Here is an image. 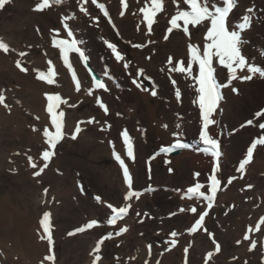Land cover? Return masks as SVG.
Masks as SVG:
<instances>
[{
  "label": "rangeland",
  "instance_id": "rangeland-1",
  "mask_svg": "<svg viewBox=\"0 0 264 264\" xmlns=\"http://www.w3.org/2000/svg\"><path fill=\"white\" fill-rule=\"evenodd\" d=\"M98 2H101V0H98ZM36 3L37 0H10V3L5 5L4 9L0 10V38H3V40L10 46V52L7 54L0 51V94L6 97L5 102L9 105L8 109L0 105V110H3L5 115L6 113L10 114H8L10 118H7L6 116V118L1 117L2 115H0V118L2 119H0V220L3 221V224H6V229L0 225L1 239H7L6 237L11 231L15 236V247H18L19 245L22 247L21 244L25 242V232H23L22 224L26 222L28 225L32 224V229L27 234L36 240V242H44L46 244L45 246L47 248L43 249L44 258L45 256L52 254L55 256L57 264H85V261H88L89 258L87 255L88 248H86L87 246L84 237L86 235H91L94 237L93 243H95L107 236L109 232H113L112 238L104 241L100 251L101 257H103L109 264H128L129 260L128 257H126V254L139 249V246H142L140 244V240L142 239H145V241L147 240L146 243L151 239L157 240V242H153L154 240H152L148 242L147 245L152 244L153 246H156L155 244H159V248L154 247V255H152L150 259L161 261L164 254L169 252V248H167L165 242V239H167L166 236L163 237V235L161 236L160 234H157V231L165 230L166 226L163 224L171 221L173 222L175 219L174 224L176 229L165 231L168 235L174 230L178 231V237L176 238L177 243L175 246L171 247V250H174L178 246L180 247L183 264H189V259L192 264H205L207 258L206 254L209 251L216 254V257L219 255V258L215 257L216 261L212 259V261L209 260L208 264H242V262L244 264H249V262L253 263L257 261V259L258 262L264 264V246L260 243L262 238V242H264V231L261 230L264 225H261L260 230L256 231L255 225H259L262 218L260 215L258 219L253 216L257 215V213L260 214V203H258L257 200L250 202V197L257 192V189L264 190V174H262L263 176H260L252 173L251 178L258 179L259 181L257 186L249 182V184L252 185V187L249 188L247 187L249 184L246 185V181L243 179L237 183V185L244 190V193L241 196L243 204L245 203V205H247L248 210L254 209L252 210L253 217L250 215L253 219H242V217H244L243 214L248 213L249 211L243 210L241 214L239 211L242 209L237 207V202L234 203L233 201L229 204L228 201H224L225 205L223 207H220L217 210L211 208V212L209 213L210 216L208 215L210 219L207 218L203 225V228L208 230L207 232L201 228L198 229L197 232L191 233L189 232V228L194 224L195 220L198 219L200 214H198V211H201V209L198 208L196 213L187 210V212L181 211V209H183V204L186 202L183 199L180 200L182 205H177L179 199H176V202L172 205L171 209L168 206L169 201L172 202L169 199V196L172 188L179 190L186 186V184L190 185L187 187H194L196 183L194 176L196 173H199L201 180L207 185L204 188L208 187L210 181L207 177L211 174V169L201 168L196 164L193 165L195 162L190 159L185 161L186 163L182 166V169H179L174 165L172 170L169 171L171 168L164 167L165 164L163 161L156 163V160H153L155 157L152 158V167L148 169L146 165H141L142 161L138 160L137 155L134 156L135 159L132 160L128 157L126 158L128 159L126 165L129 169L132 168L133 170L131 171L133 176V189L135 192L142 193L139 197L140 200L141 197H146L150 192L149 189L143 187L144 182L142 183L141 180L143 176L148 175L149 173L151 175L154 174V177L157 173L160 175L161 171L165 178L170 176L169 173L174 176L172 179L170 177L167 181L169 185H164V182L159 183V188L156 187L155 189L157 196L154 198H148L150 201L144 199L142 206L141 204L137 205L139 201L133 203L129 210L131 218L133 219V234L128 237H124V233L116 235L118 232L117 228L124 226H127L128 229L130 228L129 225L123 224L126 220L117 221L116 225H107L106 221L111 214V210H109L104 204L111 203L116 207L123 206V197L127 194H124L122 188L125 183L123 170L113 156V144L115 145V150L117 147L122 148L117 149V152L120 150L124 152L126 150V145L123 144L122 137V132L124 130H127V132L130 130L133 137L137 136L136 132H146V135L141 134V136H137L139 147H143L142 151L145 157L144 160H149L154 151L158 150L160 146L170 143L172 140L170 138L172 133H179V131H177L179 127L177 130L175 128L176 131L173 128L175 124L178 126L176 122L180 121V119H184L188 124L191 123L192 128L190 127L186 129L182 135L176 136L179 138L182 136V140L188 141V143H191V141L196 142L199 148H201V144L202 147H204V144L198 137L201 130L199 122L202 114L199 108L198 97H196L199 94L194 91V84L196 82H191V78H188L187 74L184 75V73H174L173 75L171 71L172 68L169 67L168 62L166 63L169 55L173 56L171 57L172 61L175 63L179 62L180 58L175 57L173 53L182 51L187 52V45H184L187 43V38L184 33H181L182 31L179 33V31L177 32L174 30L176 31L175 38L173 37L172 40L160 45L157 47L158 49L150 47H141L140 49L134 45L141 43V39L138 37H130V42H123L121 31L117 30L111 20L109 21L108 17H105L102 12L100 13L101 10L94 5H90V9H88L89 15H85L79 10L78 0H63V4H54L43 12H36L33 10ZM115 4L116 6L112 9V16H115L116 12L119 10L118 4H120V2ZM63 5H66V8L61 7ZM171 5L172 4L167 6V14L163 13L160 20L164 19V21H166V18L170 16L169 13H171L173 9V6ZM143 6H145V2ZM89 16H91V18ZM65 17H69V19L65 21ZM78 19L80 20L77 21ZM130 21V19L126 20L122 25L130 24L131 27L137 25V21ZM64 22L69 24L74 37L80 42L78 43V46L81 47L82 51L85 52V55L88 56V60L91 61L92 65L97 66L99 70L103 72L105 71L107 74L110 73L113 82L114 80L117 81L115 89H111L106 82L107 90L97 88H95L97 90H93L91 88L92 84H94H91V81H93L91 80L92 77L87 68H85L86 66L80 64H85L84 61L79 57V54L72 52V56L69 54V63H72L76 78L78 80L80 79V82H82V80L84 81L86 89H84V93L89 97H81L83 91L75 90V81L72 79V73L67 69V65L64 66L63 54L52 42L54 36L56 39L71 40L70 37L67 36L68 29L63 28ZM166 27H168L166 22H163L161 29L157 30V39L162 36ZM54 29L59 31V35L53 32ZM199 32H201L200 28L195 31L193 30L191 33L193 36H196ZM262 32H264V29H262ZM108 38L115 43H118L120 48L122 47L123 49L134 51V54L131 55L133 56L134 61L130 60L131 68H128L130 72L125 71L123 67L114 64L112 59L114 56L104 42ZM245 46L247 53L249 52L251 55H256L255 50H252L251 46H248V44ZM20 51L27 52V56L20 57L18 55ZM17 59H20L22 65L28 67L30 72H21L15 65ZM48 61H51V64H49ZM111 61H113L114 65H111ZM183 61L186 64L188 62L186 59ZM176 64L179 66L178 63ZM138 66H140V68ZM49 68L57 73V75L53 77V79H56L55 81H57V85L56 83L55 85L53 84L50 87V92L48 94H59L62 100L67 101V104L61 103L57 109V112H67L63 117V125H66H64L63 130L67 135H65V138L57 144V147L54 150L55 155L51 158L48 168L41 174L42 177H34L33 172L35 170L30 166L28 157L32 156L33 161L37 166H42V153L49 148L43 132L45 129H51V131L54 132L55 129L52 124L50 125L53 128L49 125V122H45L43 119L44 117L42 118L43 114L47 112L46 109L48 103L44 92L42 91L43 103L41 102L42 104L40 103L41 105H39V102L36 100L38 97H32L27 91L29 90V87L24 84L26 82L24 79H33V83L34 81L36 82V80L43 83V81L37 78L38 73L39 71H44L45 74H47ZM138 69L143 70V75L139 74L140 71ZM169 70L171 72H169ZM195 70L198 71L197 68ZM137 73L140 76H138ZM193 74L195 75L197 73L195 72ZM134 78L137 82L141 79L146 80L148 78L147 81L142 82V87L148 85L153 86L154 82L156 83L157 81H160L159 83L163 87L162 91L155 97L151 95L150 102L158 103L155 108V116L157 119H163L167 122V126L169 124L170 126L172 125V130L170 132L159 134L157 127L151 129V123L149 122L150 116H148V114L141 118L140 121L142 122L139 125L131 118H128L126 105L138 100L140 98L138 95L141 94L136 91H141L140 88L135 87L136 85L131 82ZM171 79L176 82V85L172 84ZM252 81L253 80H251V82ZM69 82H71L72 85ZM253 84L262 87L257 91V94H255L252 89L250 90L249 85L252 86ZM197 86L198 85H196V88ZM87 88L90 89L88 90ZM148 89L150 90L151 88ZM175 89H179L181 92L182 96L179 99L175 96ZM236 89H238V94L233 90L225 93V99L232 107L231 109H233L232 111L226 110V125H228L227 130L230 133L228 136L230 138L228 140V150L230 151V166L233 170L235 169V163L237 160L234 153L237 151L235 154L242 155L245 152L252 140L251 138L258 132L257 130L259 126L257 125L263 120H259L257 124L254 125L255 128L244 127L246 126L245 124L247 121L252 119L249 117L257 114L262 110L261 108H264V80L249 84H239ZM75 92L78 93L76 94ZM89 92H92V94H89ZM79 93L82 95L79 96ZM194 100L196 101L195 103L193 102ZM101 102L107 107V112L100 107ZM143 104H145V102H143ZM63 108L64 110H62ZM39 110H43V114L42 111L40 112ZM50 116L51 115L49 114L48 117L51 122ZM14 117L16 118V121ZM93 118L94 122L89 123L88 121ZM5 119H8V121H5ZM78 123L79 126H81L84 135L80 136V133H78V137L73 140L71 139V135ZM186 123L183 124L185 125ZM26 124L29 125L27 126ZM30 125L33 126L31 127ZM242 128L244 130L239 132L238 130ZM35 130L39 133H36ZM37 134L39 136H37ZM130 136L131 135H129V137ZM131 137L130 139H132ZM142 137H145V139ZM165 138H170L169 142L165 141ZM136 146L137 144L134 146L135 149ZM195 155L205 156L206 153H195ZM138 165L140 167L135 169V166ZM103 172L109 178L107 182L103 181ZM120 182L121 185H119ZM147 183L154 185L156 184V179H152V182L148 180ZM124 186H127V184H124ZM44 189H48L46 195ZM40 193L43 195L41 197L42 206L40 205V207H38ZM97 196L101 198L100 201H102L103 206H105L106 209L101 205H97L98 201L95 199ZM164 198L168 201L164 202ZM46 199L49 200V204L47 205L45 204ZM216 204L217 202L215 205ZM50 206L52 207L50 208ZM42 207L45 208L40 211L39 208ZM45 211L51 213V230L53 235V244L51 246L46 239L41 240L39 238L40 235L44 234L39 221L42 219ZM93 213L96 215L95 218H93ZM137 213H140V215H137ZM19 215H21V217ZM22 217L26 219L24 220ZM190 217L192 218V221H189L188 218ZM93 219L98 221L97 226L93 229L72 236L68 235L70 231H74L77 227H81ZM249 227L253 229L251 233L247 232ZM226 232L230 235L226 236ZM209 233L212 235L210 236ZM239 233H243V236L247 234L250 239L245 241L243 240V236L238 238L237 234ZM213 238L221 246V251L219 253H216L214 250V244L212 243ZM238 240L241 241L239 244L236 243ZM29 241L30 239H27L26 237V242ZM197 241H202V243H205L204 245H206V247L209 246L210 249L206 252L205 250L202 252L196 248L198 245ZM105 242L108 246H105ZM252 242L256 243L255 249H251ZM185 248H188L186 257L183 256ZM240 248H245V250L251 249V254L248 253L247 256H242L239 252H236V250ZM15 252L16 257H14V263L23 264V260L20 259L21 257L19 258L21 254L17 252L16 249ZM159 255L160 257H158Z\"/></svg>",
  "mask_w": 264,
  "mask_h": 264
},
{
  "label": "bare ground",
  "instance_id": "bare-ground-1",
  "mask_svg": "<svg viewBox=\"0 0 264 264\" xmlns=\"http://www.w3.org/2000/svg\"><path fill=\"white\" fill-rule=\"evenodd\" d=\"M64 1H67V0H64ZM77 2V1H76ZM117 2H120V4H118V6H119V10L116 12V14H115V16L113 15L112 16V9H113V7L114 6H116V4L115 3H117ZM125 2L128 4V8L127 9H125V8H123V4L121 3V0H101V2H98V0H97V3H103L104 5H105V8L107 9V11H108V13H109V17H110V20H111V22L113 23V25H115V27L117 28V30H120L121 31V38H122V40H123V42H130L129 41V38L130 37H138L139 39H141L142 40V42L141 43H137V44H143V45H145L144 47H150V48H156V49H158L157 47H159L160 45H163V44H165V43H167L169 40H172V38L175 36V32L177 31H179V33L182 31V27H183V23L182 22H180L181 23V29H173V31L174 30H176V31H174V32H171V33H167V28L168 27H171V25H170V23H169V21H170V18H171V16L172 15H174L175 14V12H176V9H177V3H173V0H162V3H163V11H161V12H159V13H157V16H156V22L153 24V29H152V31H151V33H149L148 31H147V24H146V21H144L143 20V14L142 13H139L138 12V9L140 8V7H143V4H144V2H145V0H125ZM66 3V2H65ZM178 3L180 4V8H181V10H189L188 9V6L186 5V4H183V3H180V0H178ZM61 4H63V3H61ZM61 4H58V5H61ZM170 4H172L171 6H173V9H172V12L171 13H169L170 14V16L169 17H167L166 19V21H164V19H161L160 20V17H161V15L164 13V14H167V6L168 5H170ZM90 5H94V4H92L91 3V0H88V3L85 5V7L87 8V9H90ZM94 6H96V5H94ZM60 7V6H59ZM61 7H65L66 8V5H63V6H61ZM72 8V7H71ZM248 8H251V9H253V11L250 13V15H251V17H252V20H251V26H250V28L249 29H247L244 33H243V44H242V53L246 56V58L251 62V63H254L256 66H259V67H264V32H262V29H264V0H239V3H238V7L236 8V9H234V11H233V13L232 14H230V20H229V22L231 23V24H233V25H236V24H239V23H241L242 21H241V19H240V17L242 16V15H244V14H249V13H246V9H248ZM89 11V10H88ZM116 11V10H115ZM121 11H123L124 12V15L123 16H121L120 15V13H121ZM91 12H92V10H91ZM90 12V13H91ZM94 12V11H93ZM102 11H100V13H101ZM103 13V12H102ZM89 15V14H88ZM92 16V15H91ZM91 16H89L90 18H91ZM95 16V15H94ZM79 17V16H78ZM88 17V16H87ZM109 17H108V19H109ZM114 17V18H113ZM128 19H130L131 21L132 20H135V21H137V25L134 27H131V25L130 24H128V25H122L123 24V22H125L126 20H128ZM80 19H78L77 21H79ZM130 21V22H131ZM75 22V21H74ZM83 22V21H82ZM81 22V23H82ZM165 23L166 22V25L168 26V27H166V29H165V31L162 33V36L161 37H159L158 39H157V37H158V34H157V30H159V29H161V25H162V23ZM79 23V22H78ZM133 23V22H132ZM80 24V23H79ZM83 25V24H82ZM189 27V33H190V37H189V35L188 34H185V36H186V44H184V45H187L186 47H188V44L189 43H194V44H197V45H199L200 46V48H201V50L203 49V45H204V40H203V37H204V35H205V28L203 27V25H198V26H192V25H189L188 26ZM201 29V32H199L196 36H193V34L191 33V32H193V30L195 31L196 29ZM260 30V31H259ZM181 33H183V31L181 32ZM165 35H168V39L167 40H165L164 39V36ZM184 37V36H183ZM161 38V39H160ZM175 38V37H174ZM71 39V38H70ZM109 39V38H108ZM106 40V41H108V42H110V43H115L114 41H112V40ZM131 40H133V39H131ZM41 43V42H40ZM116 45H117V47H118V50L119 51H121V54L125 57V59L123 60V61H116V59H115V57L114 58H112L113 59V61H114V64H116L117 66H120V67H123V65L125 64V63H127L129 66L127 67V68H125V67H123L124 68V70L125 71H129V67H130V60H133V56H131V55H133L134 54V51H130V50H127V49H123L122 47V50H121V48H120V46H119V44L118 43H115ZM129 44V43H128ZM246 44H248V46H251V48H252V50H255V52H256V55H251L249 52V54L246 52L247 50L245 49V45ZM175 47H176V45H175ZM141 49V48H140ZM155 49V50H156ZM143 50V49H142ZM111 51V50H110ZM133 52V53H132ZM62 53V52H61ZM71 56L73 55L72 54V52H70L69 53ZM78 54V53H77ZM174 55H175V57H178V58H180L179 59V61H183L184 59H186L187 61H189L190 60V54L188 53V50H187V52H185V51H182V52H178V53H173ZM5 55V54H4ZM155 55V54H154ZM114 56V55H113ZM45 57V56H44ZM136 57V56H135ZM169 57H173V56H171V55H169ZM169 57H167V60H166V63L168 62V58ZM72 58V57H71ZM70 58V59H71ZM83 60V59H82ZM173 60H174V58H173ZM70 61V60H69ZM113 61H111V65L113 64ZM134 61V60H133ZM149 62V61H148ZM89 63V67H93V70L99 75V80H101L102 82H104L105 84H106V82L108 83V85H109V87L111 88V89H115L116 88V84H117V81H115L114 80V82L112 81L113 79H112V77H111V74H110V76H109V74H107V73H105V71L103 72V71H101V70H99L98 69V67L97 66H93L92 65V63H91V61H89L88 60V62H87V64ZM176 63H178V62H176ZM174 61H173V63L171 64V65H169V67H171L172 69H174V68H177V67H179L177 64H176ZM188 63V62H187ZM70 64L72 65V63L70 62ZM82 66L83 65H85V64H83V63H80ZM95 64V63H94ZM113 64V65H114ZM164 64V63H163ZM179 64V63H178ZM33 65V64H32ZM80 65V66H81ZM149 65V64H148ZM151 65H152V63H151ZM187 64L185 63V68H187V66H186ZM36 66V65H35ZM64 66H66V65H64ZM88 66V65H87ZM85 67V68H87V70H88V72H89V68L88 67ZM150 66V65H149ZM139 68H140V66H138ZM167 67V66H166ZM165 67V68H166ZM213 67L216 69V71H215V73H214V75H215V77L217 78V80H218V82H220V83H225L226 82V80H227V78H228V73H227V69H225V68H223V66H218V61L217 60H215L214 59V61H213ZM82 68V67H81ZM131 68V67H130ZM142 68V67H141ZM146 68V67H145ZM162 68V67H161ZM198 69V65H193V73H197V74H193V77H198V74H199V72L198 71H196L195 69ZM67 69H68V67H67ZM72 69H74L73 67H72ZM170 69V68H169ZM33 70V69H32ZM35 70V69H34ZM109 70V69H108ZM139 71H140V69H138ZM143 70H144V67H143ZM109 71H111V70H109ZM124 71V72H125ZM151 71V70H150ZM172 71V74L174 75V73H180V72H177V71H173V70H171ZM170 70H169V72H171ZM30 72V71H29ZM130 72V71H129ZM145 72H146V70H145ZM28 73V72H27ZM90 73V72H89ZM88 73V74H89ZM116 73V72H115ZM114 73V74H115ZM144 73V72H143ZM138 74V73H137ZM150 74V73H149ZM185 74H187L186 72L184 73V75ZM248 73H247V71H246V69L245 70H243V71H240V70H238V72H237V75H238V77L239 76H242V75H247ZM24 75H26V74H24ZM90 75H91V77L93 78V76H92V73H90ZM132 75V74H131ZM172 75V76H173ZM138 76H140L139 74H138ZM170 76V75H169ZM25 77V76H24ZM37 77V76H36ZM133 77V76H132ZM149 77V76H148ZM177 77H178V75H177ZM26 78V77H25ZM30 78V77H29ZM81 78V77H80ZM85 78V77H84ZM158 78V77H157ZM68 79V78H67ZM135 79V78H134ZM155 79H156V77H155ZM26 82L24 83L27 87H29L28 89L29 90H27L28 92H29V94L32 96V97H38V98H36V100L39 102L38 104L39 105H41L42 103H43V100H42V91L44 92V94H45V97H46V94H48L49 92H50V87L54 84L55 85V83L57 82V81H55L56 79H54V83L53 84H48L46 81L44 82L43 81V83L42 82H40V81H38V80H36V82L34 81V83H33V79L32 80H29V79H24ZM69 80V79H68ZM71 80V79H70ZM91 80H93V79H91ZM118 80V79H117ZM148 80V78L145 80V79H141V80H139L138 81V83H140L141 85H143V81H147ZM151 80V79H150ZM170 80V79H169ZM172 81H173V79H171ZM191 80V82L193 81V83H195L196 81L193 79V78H191L190 79ZM251 80H253L252 82H259L260 80L261 81H263L264 80V77H261V76H259V74H255V75H253L252 76V79H250V80H241V79H235V80H232V83H231V85L230 86H227V87H223L222 89H221V95H222V99L218 102V105H217V108H216V110H215V112L213 113V116H212V119H214L215 121H216V123L214 124V125H211L210 127H209V132H210V134L213 136V138H218L219 140H220V143H221V152H222V155H221V158H220V169L221 170H219L217 173H216V175H217V178L218 179H220L221 180V185H220V187L218 188V190H217V194H216V197H215V199L213 200V202H212V207L211 208H213V209H215V210H217L218 208H220V207H223L224 205H225V202L224 201H228L229 202V204L231 203V202H233L234 201V203H236V204H238L237 205V207L239 208V209H242L241 211H239L241 214H242V211L244 210H248V208H247V205H245V203L243 204V201L241 200V196L243 195V193H244V190H242V188L240 187V186H238L237 185V183H239L242 179L244 180V181H246V185L247 184H249V182L251 183V184H255L256 186L259 184V181H258V179H254V178H251V175H252V173L253 174H257V175H260V176H263L262 174H264V145H257V148L256 149H254V151H253V159H252V161L248 164V165H246V167H245V171L243 172V173H241V172H239V171H237V168H238V165H239V162L242 160V159H244L245 158V156H246V152H247V149L245 150V152L241 155H239V154H235L234 153V156H235V158L237 157V160H236V163H235V169L233 170L232 169V167L230 166L231 165V160H230V151L228 150L229 149V147H228V140L230 139L228 136H229V132H228V130H227V126L228 125H226L227 124V112H226V110H233V109H231L232 107L228 104V101L225 99V93H227V92H230V91H232L233 90V88H237V85H239V84H249V83H252L251 82ZM79 81H81L80 79H79ZM189 81V80H188ZM187 81V82H188ZM132 82V81H131ZM160 82V81H159ZM158 81L155 83L154 82V84H153V86H146V87H148V88H151L150 90H149V92H147V91H142L141 89V91H139V90H136V91H138V93H141L140 95H138V96H140V98H141V100H140V98L138 99V100H136V101H134V102H132V103H130V104H128V105H126L127 107V116H128V118H131L132 120H134L135 122H137L138 123V125L142 122V121H140L141 120V118L144 116V115H146V114H148V116H150V119H149V122L151 123L150 124V128L151 129H153L154 127H157V130H158V133L160 134V133H165V132H170L171 130H172V125L170 126V124L165 128L164 127V125H167V122H165L163 119H157L156 118V116H155V108H156V105H158V103H151L150 102V97H151V91L152 90H155V91H157V95H159L160 93H161V91H162V86H161V84L159 83ZM70 84H71V82H69ZM92 83H94V81H91V84ZM146 83V82H145ZM144 83V84H145ZM37 84V85H36ZM80 84H81V88H80V90H82L83 91V95L82 94H80L79 96H81V97H83L84 96V98H86V97H89V96H87V94H85L84 93V89H85V84H84V81L82 80V82H80ZM171 84V83H170ZM169 84V85H170ZM56 85H57V83H56ZM68 85V84H67ZM72 85V84H71ZM74 85V84H73ZM107 85V84H106ZM176 85V84H175ZM174 85V86H175ZM195 85V87H196V85H198L197 83H195L194 84ZM62 86V85H61ZM24 87V86H23ZM59 87V86H58ZM74 87V86H73ZM89 87V86H88ZM136 87V86H135ZM248 87V86H247ZM249 87H250V90L252 89V91L255 93V94H257V91L259 90V89H261L262 87H259V86H256V84L254 85H249ZM93 90H97V89H95V84H92V87H91ZM134 88V87H133ZM174 88V87H173ZM197 88H198V86H197ZM27 89V88H26ZM70 89H71V87H70ZM88 89V88H87ZM90 89V88H89ZM88 89V90H89ZM91 89V90H92ZM135 89V88H134ZM133 89V90H134ZM17 90V89H16ZM76 90V89H75ZM86 90V89H85ZM90 90V91H91ZM92 90V91H93ZM176 90V89H175ZM190 90H191V88H190ZM9 91V90H8ZM24 91H26V90H24ZM187 91V90H186ZM122 92V91H121ZM135 92V91H134ZM182 92H184V91H182ZM76 93V92H75ZM78 93V92H77ZM76 93V94H77ZM191 93V92H190ZM24 94V93H23ZM25 94H26V92H25ZM24 94V95H25ZM91 94H92V92H91ZM6 95V94H5ZM39 95H40V97H39ZM136 95V94H135ZM162 95V94H161ZM193 95V94H192ZM182 96V95H181ZM17 97V96H16ZM21 97V96H20ZM23 97V96H22ZM159 97V96H158ZM157 97V98H158ZM196 97H198V96H196ZM8 98V97H7ZM27 98V97H26ZM160 98V97H159ZM40 99V100H39ZM87 99H89V98H87ZM47 100V99H46ZM184 100V99H183ZM145 102V104H143V102ZM157 101V100H156ZM161 101V100H160ZM42 102V103H41ZM41 103V104H40ZM160 103V102H159ZM174 103V102H173ZM184 103V102H183ZM198 104V103H197ZM45 105V104H44ZM145 105H146V107H145ZM160 105V104H159ZM195 105V104H194ZM26 107V106H25ZM63 107V106H62ZM145 107V108H144ZM44 108V107H43ZM20 109V108H19ZM26 109V108H25ZM46 109V108H45ZM261 109H263V108H261ZM36 110V109H35ZM44 110V109H43ZM43 110H41L42 111V114H43ZM47 110V109H46ZM45 110V111H46ZM62 110H64V108L62 109ZM37 111V110H36ZM35 111V112H36ZM40 111V110H39ZM38 111V112H39ZM40 111V112H41ZM28 112V111H27ZM34 112V113H35ZM229 112V111H228ZM18 113V112H17ZM47 113V114H46ZM45 114H43V116H42V118L45 120V122L47 123V122H49V125L51 124V122L49 121L50 119H49V113L48 112H46ZM65 113H67V112H65ZM230 113V112H229ZM228 113V114H229ZM258 113H261V110H260V112H258ZM262 113H264V112H262ZM9 113H6V115H5V112H3V110L1 111L0 110V115H2L1 117H9V115H8ZM35 114H37V113H35ZM8 115V116H7ZM16 115V114H15ZM20 115V114H19ZM33 115V114H32ZM39 115V114H38ZM17 116V115H16ZM37 116V115H36ZM41 116V115H40ZM47 118H46V117ZM239 116V115H238ZM5 117V118H6ZM12 117V116H11ZM51 117V116H50ZM92 117V116H91ZM10 118V117H9ZM15 118V117H14ZM18 118H19V116H18ZM162 118V117H161ZM249 118H252V119H250V120H252L253 121V123L252 124H248V123H246L245 125L246 126H244V127H254V125H256L257 124V122L259 121V120H261V119H263L260 123H259V125L260 124H262V123H264V115H259V116H257L256 114H254L252 117H249ZM1 119V118H0ZM197 119H198V117H197ZM237 119V118H236ZM240 119V118H239ZM2 120V119H1ZM5 121H8V119H5ZM15 121H16V118H15ZM24 121H26V120H24ZM42 121V120H41ZM66 121V120H65ZM249 121V120H248ZM247 121V122H248ZM13 122V121H12ZM188 122H190V121H188ZM241 122V121H240ZM73 123V122H72ZM75 123V122H74ZM177 124H178V126L175 124V126H174V130H175V128H176V130H177V128L179 127V129L177 130V131H179V133H177L178 135H182L183 133H184V131H186V129H188V128H192V124L191 123H186V121L184 120V119H180V121H178V122H176ZM183 123H186L185 125L183 124ZM1 124V123H0ZM21 124V123H20ZM23 124V123H22ZM25 124V123H24ZM67 124V123H66ZM70 124H71V122H70ZM27 125V124H26ZM29 125V124H28ZM27 125V126H28ZM48 125V124H47ZM65 125V124H64ZM199 125H200V128L202 129V125H203V118H202V115L200 116V122H199ZM248 125H250V126H248ZM259 125H257V126H259ZM20 126V125H19ZM31 126V125H30ZM29 126V127H30ZM33 126V125H32ZM31 126V127H32ZM39 126V125H38ZM51 126V125H50ZM53 126V125H52ZM51 126V127H52ZM66 126V125H65ZM12 127V126H11ZM13 127H14V125H13ZM17 127V126H16ZM40 127V126H39ZM44 127V126H43ZM45 127H46V124H45ZM50 127V128H51ZM69 127H70V125H69ZM68 127V128H69ZM159 127V128H158ZM242 127V126H241ZM243 127V128H244ZM53 128V127H52ZM80 128H81V126H80ZM239 129L238 131L239 132H241L242 130H244V129ZM255 128V127H254ZM14 129V128H13ZM38 129H40V128H38ZM38 129H36V130H38ZM71 129H73V128H71ZM75 129V128H74ZM35 130V131H36ZM50 131H51V129H49ZM52 130H54V129H52ZM66 130V129H65ZM68 130V129H67ZM143 130V129H142ZM175 130V131H176ZM20 131V130H19ZM258 132L256 133V134H254V136L251 138L252 140H251V142H250V144H249V146L248 147H250L251 146V143H253V142H255L256 140H258V139H260V138H262V137H264V129H262V128H260V127H258V130H257ZM23 132V131H22ZM38 131H36V133H37ZM73 132H74V130H73ZM174 132V131H173ZM34 133V132H33ZM39 133V132H38ZM80 133V136H83L84 135V132H82V128H81V131L79 132ZM146 132H144V131H142V132H136V135L139 137V135L141 136V134L142 135H146L145 134ZM172 133V132H171ZM176 133H172V136L170 137L172 140L170 141V143H167V144H165V145H162L163 147H168V146H170V145H173V144H175V142H178V141H182V136L179 138V137H177L176 135H174V134H176ZM128 134L129 135H131L130 137L132 138L131 139V141H132V144H133V155L134 156H136L137 155V158H138V160H141L142 161V163H141V165L142 166H145L146 165V167L149 169V168H151L152 167V158L153 157H155L153 160H156V163L157 162H160V161H163V163L165 164V166L164 167H166V168H171V170H172V167L175 165L176 167H178L179 169H182V166L186 163L185 161H188V160H192L193 162H195V163H193V165L194 164H196V165H198L199 167H201V168H208V169H212V167H213V164H214V158H212L209 154H206L205 156H201V155H195V153H205L204 152V148H205V145H204V147H202V144H201V148H199V146H198V144L196 143V142H192L191 141V143H188L187 145H189V147H187L186 149L187 150H178V149H175L174 151H171V152H169V153H161L159 150H160V148L162 147V146H160L159 148H158V150H156V151H154V153H153V155L151 156V158L149 159V160H144L145 159V157H144V154H143V151H142V149H143V147L141 148V147H139V144H138V137L137 136H134L133 137V135L131 134V132H130V130H129V132H128ZM134 134V133H133ZM34 135V134H33ZM65 135H67V134H65ZM35 136V135H34ZM37 136H39L38 134H37ZM160 136V135H159ZM36 137V136H35ZM78 137V136H77ZM168 137V136H167ZM198 137H199V135H198ZM39 138V137H38ZM43 138V137H42ZM143 139H145V137H142ZM169 138V139H170ZM166 140L165 141H168L169 142V139H167V138H165ZM35 143V142H34ZM135 144H137V146H136V149H135ZM37 146V145H36ZM198 148H199V150H201V151H199L198 150ZM39 149V148H38ZM117 149H122L121 147H117L116 148V151H117ZM125 149H126V147H125ZM118 152H121L120 154H121V157H122V159H124L125 160V164H126V161L128 160V159H126V158H128L127 157V154H126V150L123 152L122 150H120V151H118ZM239 153V152H238ZM241 153V152H240ZM29 155V154H28ZM32 157V156H31ZM188 158V159H187ZM129 159H131L132 160V158H129ZM151 160V161H150ZM191 161V162H192ZM154 163V162H153ZM156 165V164H155ZM162 166V165H161ZM132 167V166H131ZM140 166L138 165V166H135V169H138ZM121 168V167H120ZM131 169V170H130ZM129 170V172H130V174L132 175V172L131 171H133L132 170V168H130ZM135 171V170H134ZM149 172V171H148ZM173 173V172H172ZM103 174H104V172H103ZM102 174V175H103ZM166 174H167V172H166ZM154 175V174H153ZM153 175H151V174H149L148 173V175H145V176H143L142 177V183L144 182V188L145 189H149L150 190V192H149V194L146 196V197H141V200L140 199H136L135 197L131 200V201H125V200H123V206H124V204H126V203H128V204H131V207H132V205H133V203H135V202H137V201H139L138 202V204L137 205H139V204H141V206L143 205V200L144 199H146V200H148V201H150L148 198H154V197H156L157 196V193H155V189H156V187L157 188H159L158 186H159V183H162V182H164L163 184L164 185H169L168 184V180L170 179V177H171V179L173 178V174H171V173H169V175L170 176H168V178L166 177H163V174H162V171L160 172V175L157 173V175H155L154 177H153ZM42 177V176H41ZM133 177V176H132ZM233 177H236L235 179H232ZM194 178H195V180H196V183H200V184H202V185H204V187L205 186H207L206 184H205V182L204 181H202L201 180V177H200V175L199 176H197L196 174H195V176H194ZM108 176L106 175V174H104V176H103V181L105 182H107L108 181ZM152 179H156V184H148L147 182H148V180H150V182H152ZM230 179H232V183L231 184H229V183H227V181L228 180H230ZM124 182H125V180H124ZM195 183V184H196ZM110 184V183H109ZM125 185H126V182L124 183ZM124 184H123V186H122V188H123V190H124V194L125 193H127V191H128V188H127V186H124ZM209 184H210V182H209ZM119 185H121V182H120V184ZM109 186V185H108ZM187 186H190L189 184H186V186H184L182 189H179V190H175V189H173L172 188V191H171V193H170V196H169V199L172 201V202H170L169 201V207L172 209V205L176 202V199H179L178 201H177V205H182V202L180 201V200H185L186 202L183 204V209H184V211H189V212H191L189 209L191 208V207H196L197 209L198 208H200L201 209V211H198V214L199 213H201L202 212V210H207L208 211V213H210L211 212V209H208L207 208V201L206 200H204L202 197H196V196H191V194H189L188 193V191H187V189L189 188V187H187ZM202 188L201 189V191L202 192H205V194L206 195H208V194H210V189H209V185H208V187H206V188ZM133 191H135L134 189H132ZM158 191V190H157ZM156 191V192H157ZM43 193V192H42ZM42 193H40V195H39V203H38V201H37V203L39 204V206L38 207H40V205H41V202H42ZM145 193V192H144ZM141 195H142V193H140ZM190 196H191V198H190ZM124 197H125V195H124ZM123 197V198H124ZM244 197V196H243ZM48 198V197H47ZM55 198V197H54ZM52 199V198H51ZM54 200V199H53ZM164 200V202H167L168 200L167 199H163ZM255 200H257L258 201V203H260V208H259V213L260 214H258L257 213V215H253V213H252V210H254V209H252V210H248L247 212L248 213H245V214H243V216L244 217H242V219H244V220H249V219H253L252 217L253 216H255V218L256 219H258L259 218V215L261 216V218H264V190H259V189H257V192L256 193H254L251 197H250V202H254ZM217 202V204L215 205V203ZM4 203V202H3ZM45 204L47 205V204H49V200L48 199H46V202H45ZM52 204V203H51ZM45 205V206H46ZM97 205H101L102 207H104L105 208V206H107L108 205V203L107 204H104L105 206H103V203H102V201H98L97 202ZM255 205V204H254ZM42 206V205H41ZM49 206V205H48ZM167 206V205H166ZM229 206V205H228ZM259 206V205H258ZM52 206H50V208H51ZM101 207V208H102ZM45 207H42V208H39V210L41 211V210H43ZM106 209V208H105ZM235 209H237V208H235ZM234 209V210H235ZM52 210V209H51ZM102 210H104V209H102ZM110 210V209H109ZM130 210V209H129ZM238 210V209H237ZM10 211V210H9ZM14 211V210H13ZM53 211V210H52ZM186 211V212H187ZM111 212V211H110ZM186 212H184V213H186ZM112 214V213H111ZM110 214V215H111ZM93 215H94V213H93ZM209 215V214H208ZM252 217H251V216ZM17 216V215H16ZM20 217H21V215H19ZM23 216V215H22ZM210 216V215H209ZM96 217V215H94V217L93 218H95ZM110 217V216H109ZM23 218V217H22ZM207 218H209L208 216L207 217H205V221H206V219ZM24 220L26 219V218H23ZM189 219V221H192V218L190 217V218H188ZM210 219V218H209ZM7 220H9V219H7ZM12 220V219H11ZM126 220V221H125ZM13 221V220H12ZM118 221H125V222H123V224H126V225H129L130 226V228L128 229V231L126 232V233H124V237H128L129 235H131V234H133V232H134V230H133V219L131 218V214H130V211H129V213H128V215L126 216V217H124L122 220H118ZM257 221V220H256ZM0 225L4 228V229H6V224H3L2 222L3 221H1L0 220ZM19 222V221H18ZM174 222H175V219H174V221L172 222H167V223H165V224H163V225H165L166 226V231H169V230H172V229H176V226H175V224H174ZM8 223L10 224V222L8 221ZM16 223V222H15ZM107 223V222H106ZM12 224V223H11ZM18 224V223H17ZM31 225L32 224H30V225H28L26 222L24 223V224H22V228H23V232H25V234H24V238H25V242L23 243V244H21L22 245V247L19 245L18 247H15V244H16V242H15V236L13 235V233L10 231V233H9V235H7V239L10 241H8L7 239H1V237H0V264H18V263H14V257H16V255H17V253L15 252V249H16V251L17 252H19L20 254H21V256H19V258L21 259V260H23V264H28V261H29V264H42V262H43V264H57V260H55L54 259V261H45V260H43L44 259V255H43V249H46L47 247L45 246L46 244L44 243V242H42V243H38V241L36 242V240H34L33 238H31L27 233H29L30 232V230L32 229V227H31ZM108 225V224H107ZM116 225V224H115ZM13 226H14V223H13ZM109 226V225H108ZM256 226V225H255ZM256 228V227H255ZM8 229V228H7ZM109 229V228H108ZM118 229V231H119V229L120 228H117ZM165 230H158L157 231V234H160L161 236L163 235V237H165L166 236V238L167 239H165V242H166V244H167V248H169L170 250H171V247H172V245L170 244V241L172 240V239H176L177 237H178V235L176 236V237H171V235L169 234H167L166 233V231ZM261 230H263L264 231V226H263V228L261 229ZM27 231V232H26ZM175 232H177L178 233V231L177 230H174ZM202 231V230H201ZM237 231V230H236ZM257 231V230H256ZM8 233V232H7ZM107 233V232H106ZM113 233V232H112ZM256 233V232H255ZM86 235V234H85ZM121 235V234H120ZM227 235H230V234H228V232H226V236ZM241 235V236H240ZM4 236V235H3ZM243 236V233H239V234H237V237L238 238H241ZM26 237H27V239H30V241L29 242H26ZM120 237V236H119ZM122 237V236H121ZM258 237V236H257ZM37 238V237H36ZM85 244H86V248H88V258H89V260L88 261H85V264H92V260H93V256H92V250H93V248H94V246H95V244L97 243V242H95V243H93V240H94V237H92L91 235L90 236H88V235H86L85 237ZM112 238V237H111ZM113 238H114V236H113ZM122 239V238H121ZM127 239V238H126ZM260 239H261V237H260ZM139 240V239H138ZM137 240V241H138ZM152 240H154L153 242H157V240H155V239H151L150 241H152ZM84 241V240H83ZM97 241V240H96ZM141 242H140V244L142 245V246H139V249H136L134 252H128L127 254H126V257H128V264H145V262L147 261V264H157V261L158 260H151L150 258L152 257V255H154L153 254V252H154V247H158L159 248V244H155L156 246H153L152 244V248H151V255L149 256V254H148V249H147V244H148V242H150V241H148L147 243H146V241H145V239H142V240H140ZM177 241V240H176ZM263 241V238H262V240L260 241V243H261V245H263L264 246V242H262ZM139 242V241H138ZM138 242H136V243H138ZM206 242V241H205ZM258 242V241H257ZM107 243H108V241H107ZM107 243L105 242V246H108L107 245ZM152 243V242H151ZM17 244H19V243H17ZM25 244V245H24ZM197 246H196V248H198L199 250H201L202 252H204V250H205V252L208 250V249H210L209 248V246H207L206 247V245H204L203 243H202V241H197ZM103 245V244H102ZM101 245V246H102ZM138 245V244H137ZM137 248V247H136ZM236 249V248H235ZM22 250V251H21ZM169 250V252H167V253H163L164 254V256H163V258L161 259V261H159V264H183V261H182V259H181V257H182V252H181V249H180V247L178 246L177 248H175L174 250H171L170 251ZM16 253V255H15V253ZM22 252V253H21ZM52 252V251H51ZM236 252H239V254H241L242 256L243 255H245V256H247L248 255V253H250V250L248 249V250H245V248H243V249H237L236 250ZM47 253V252H46ZM2 254V255H1ZM251 254V253H250ZM99 255H100V253H99ZM207 255V254H206ZM214 256L212 257V260H214V261H216V259H215V257H216V254H213ZM183 256L184 257H186L185 256V254H184V252H183ZM205 256V255H204ZM219 256V255H218ZM216 257V258H219V257ZM42 257H43V259H42ZM55 257V256H54ZM158 257H160V255L158 256ZM207 257V256H206ZM18 258V259H19ZM153 259V258H152ZM155 259H157V258H155ZM211 260V261H212ZM125 261V260H124ZM253 261H254V259H253ZM16 262V261H15ZM100 264H109L108 262H106L105 260H104V258L102 257V259H101V262H100ZM126 264V263H125ZM189 264H192L191 263V260L189 259ZM199 264V263H198ZM242 264H244L243 262H242ZM249 264H261L260 262H258V259H257V261H255V262H253V263H250L249 262Z\"/></svg>",
  "mask_w": 264,
  "mask_h": 264
},
{
  "label": "snow or ice",
  "instance_id": "snow-or-ice-1",
  "mask_svg": "<svg viewBox=\"0 0 264 264\" xmlns=\"http://www.w3.org/2000/svg\"><path fill=\"white\" fill-rule=\"evenodd\" d=\"M10 3V0H0V10L4 9L5 5ZM63 0H37L35 4L34 11L36 12H43L46 9H49L54 4H61ZM88 3V0H78L79 10L88 15V9L85 5ZM91 3L96 5L99 8L105 17H109V13L105 8L103 3H97V0H91ZM123 4V8L127 9L128 4L125 0H121ZM173 3H177V9L174 15L170 18V25L171 27L167 28V33H171L173 29H181V23H183L182 31L185 34L189 33V25L198 26L203 25L205 28V35L203 37L204 45L203 49L201 50L200 46L194 43H189L187 50L190 54V60L187 63V68L184 66V61H179V67L171 69L173 71H177L180 73H187L188 78H193L196 83L198 84V88L194 86V91L198 92V102L199 108L201 110L202 118H203V125L202 129L199 132V140L205 145L204 152L209 154L212 158H214V164L211 169V174L207 177L210 181L209 189L210 194L206 195L205 192H202L201 189L204 185L200 183H196L194 187H189L187 189L188 193L191 196L202 197L206 200L207 208L211 209L212 202L216 197L217 190L221 185V180L217 178L216 173L220 169V158L222 155L221 152V143L218 138H213V136L209 132V127L214 125L216 121L212 119L213 113L215 112L218 102L222 99L221 89L223 87L230 86L232 80L241 79V80H250L252 76L255 74H259V76L264 77V67L256 66L254 63H251L246 56L242 53V44H243V33L250 28L252 17L250 13L253 9L248 8L246 9V13L240 17L241 23L233 25L229 22L230 14L233 13L234 9L238 7L239 0H180V3L186 4L189 10H181L180 4L178 0H173ZM163 11V3L162 0H145V6L140 7L138 9L139 13L143 14V20L146 21L147 24V31L151 33L153 29V24L156 22L157 13ZM121 16L124 15V12L121 11ZM69 17H65L64 20L67 21ZM110 21V17H109ZM63 28L68 29L67 36L72 37L71 40L68 39H56L55 36L53 37V44L55 47L61 50L63 54V61L64 64L67 65L68 69L72 73V79L75 81V89L76 91H80L81 84L80 81L76 78V73L72 69V65L69 63V53L74 52L78 53L79 57L83 59L85 66H87L88 56L85 55V52L82 51L81 47L78 46V40L74 37L72 30L69 27L67 22L63 23ZM57 35H59L58 30H53ZM164 39H168V35L164 36ZM107 47L111 50V54L114 55L116 61H123L125 57L121 54V51L118 50V47L115 43H110L108 41H104ZM137 48L144 47L143 44H136L134 45ZM0 51L7 54L10 52V46L6 43L3 38H0ZM20 57L27 56V52L20 51L18 53ZM218 61V66H223V68L227 69L228 78L225 83L218 82L217 78L215 77L214 73L216 69L213 67V61ZM51 64V61H48ZM173 63L172 58H168V64L171 65ZM16 67L24 73L29 71L28 67L22 65V61L17 59L15 61ZM193 65H198V77H193ZM129 65L125 63L123 67L127 68ZM247 71V75L239 76L237 75L238 70ZM140 75H143V70L141 69L139 72ZM57 73L49 68L47 74L44 71H39L38 79L41 81H46L48 84H53L54 79ZM93 81L95 84V88L97 89H104L107 90L106 84L101 80L97 79L93 76ZM137 88H140L142 91H149L147 87H142L140 83L137 82L136 79L132 81ZM176 82L173 80L172 84ZM233 91L238 94V89L233 88ZM91 94V92H89ZM153 97L157 96V91L152 90L150 93ZM175 96L177 99L181 97V92L179 89H176ZM47 98V112L51 115V124L54 126V132L49 131L47 129L44 130L43 135L46 138V143L49 146L48 150H44L42 153V166L38 167L37 164L33 161L31 156L28 157V161L30 166L35 170L33 172L34 177H40L41 174L48 168L49 162L51 158L55 155V149L57 144L65 138V132L63 130V117L65 113L63 111L57 112L61 103L67 104L66 100H62L59 94L50 95L46 94ZM6 97L0 94V105L4 108L8 109L9 105L5 102ZM196 102L195 100L193 101ZM100 107L104 109L105 112L108 111L107 107L101 102ZM257 116L264 115V113H257ZM89 123L94 122V118L88 121ZM248 124H252L253 121L249 120ZM166 128L167 125H164ZM260 128L264 129V123L259 125ZM81 131L79 123L76 125L73 134L71 135V139L75 140L77 138V134ZM178 135V134H174ZM123 137V144L126 145V154L127 157L135 159L133 155V144L129 137L127 130L122 132ZM112 143V142H110ZM264 145V138H260L255 142L251 143V146L247 148L246 156L239 162L237 171L243 173L245 171L246 165H248L253 159V151L257 148V145ZM189 145L177 142L173 145L168 147H161V153H169L174 151L176 148H187ZM113 156L115 160L119 163L120 167L123 170L124 180L127 184V194L124 197L125 201H131L134 197L139 199L140 193L133 191V177L129 172L128 166L125 164V160L122 159L119 152L115 150V145L113 144ZM154 158V157H153ZM171 171V169H169ZM199 176V173H196ZM233 177L232 179H235ZM232 179L228 180L227 183L231 184ZM247 187L251 188L252 185H248ZM45 195L48 193V189H44ZM190 196V198H191ZM97 201H100L101 198L99 196L95 197ZM107 207L111 210V215L107 219L108 225H115L118 220H122L126 217L129 213V209L131 208V204H124V206L116 207L109 203ZM192 213L197 212L196 207H191L189 209ZM184 211V209H181ZM207 210H202L199 214L198 219L195 220L194 224L189 228V232L195 233L198 229L203 228L205 217L208 216ZM140 215V213H137ZM98 221L93 219L90 222L84 224L81 227H77L74 231H70L68 233L69 236L75 235L77 233H83L86 230L93 229L97 226ZM39 224L42 226L43 233L40 235L41 240H47L48 244L51 246L53 244V235H52V225H51V213L45 211L43 213L42 219H40ZM264 225V218L260 220V224L256 225V230H260V226ZM205 232L208 230L203 228ZM128 231V227L124 226L119 229L116 235H120L122 233H126ZM253 229L249 227L247 229L248 233H251ZM171 237H176L178 235L177 232L173 231L170 233ZM211 236L212 234L209 233ZM112 237V233L109 232L107 236L100 239L94 246L92 250V264H100L101 262V255H99L101 251V245L104 244L106 239H110ZM250 237L246 234L243 236V240L248 241ZM241 241H237L236 243L239 244ZM177 243L176 239H172L170 244L175 246ZM212 243L214 244V250L216 253L221 251V246L216 240L213 238ZM151 248L152 245H147L148 254L151 255ZM256 248V243H251V249ZM250 249V250H251ZM170 250V249H169ZM185 256L188 253V248L184 249ZM213 257V252H207V258L205 260V264H208V261L211 260ZM55 257L52 254L45 256V261H54ZM43 264V262H42ZM147 264V261L145 262ZM159 264V261H157Z\"/></svg>",
  "mask_w": 264,
  "mask_h": 264
},
{
  "label": "water",
  "instance_id": "water-1",
  "mask_svg": "<svg viewBox=\"0 0 264 264\" xmlns=\"http://www.w3.org/2000/svg\"><path fill=\"white\" fill-rule=\"evenodd\" d=\"M94 75L96 76V74L94 73Z\"/></svg>",
  "mask_w": 264,
  "mask_h": 264
}]
</instances>
